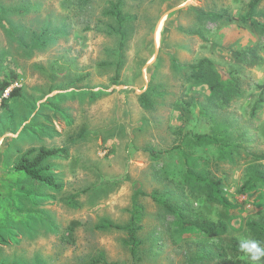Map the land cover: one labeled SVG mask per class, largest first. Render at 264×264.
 I'll return each mask as SVG.
<instances>
[{"label":"rangeland","instance_id":"obj_1","mask_svg":"<svg viewBox=\"0 0 264 264\" xmlns=\"http://www.w3.org/2000/svg\"><path fill=\"white\" fill-rule=\"evenodd\" d=\"M7 80L0 264H250L240 240L264 246V0H0ZM41 148L66 151L43 163L57 188L14 170Z\"/></svg>","mask_w":264,"mask_h":264},{"label":"trees","instance_id":"obj_2","mask_svg":"<svg viewBox=\"0 0 264 264\" xmlns=\"http://www.w3.org/2000/svg\"><path fill=\"white\" fill-rule=\"evenodd\" d=\"M122 21L120 20V23ZM203 80V78L201 79ZM15 80L10 81H0V101L3 107H7L9 101L18 98L21 95L20 88L12 89L8 96L6 97V92L11 89ZM66 151L62 149H46L41 148L39 150H30L27 153L23 154L20 158L18 163L15 165L14 170L17 172H21L27 175L32 181L45 184L52 188H57L58 186L55 184L54 177L46 175L45 172L47 167L43 166L44 161L49 158H54L59 155H64ZM35 155V156H33ZM33 156V157H32ZM264 158L260 157L257 160L261 161ZM249 174L252 178L260 183H264V165L262 164H255L251 165L248 168ZM220 184L219 181H207L205 188L208 191V198L211 202L219 204V205H226L225 199L220 195ZM157 200V199H156ZM167 209L173 210L170 205L167 203H162ZM134 218L132 219L131 224L127 228L128 230V238L129 244L132 246V253H136L137 248L140 246L141 241L138 238V231L141 229V226L137 225V222L140 221V214L139 210L136 209L134 211ZM180 220L186 226H191L197 231L201 232L202 234L210 237V238H217L225 235L228 232V225L225 222H215L211 220H207L204 218L197 217L194 220H187L183 215L179 216ZM114 225L107 222L104 223L100 228L102 229H110L113 228ZM99 263L98 260H94L92 264Z\"/></svg>","mask_w":264,"mask_h":264},{"label":"clouds","instance_id":"obj_3","mask_svg":"<svg viewBox=\"0 0 264 264\" xmlns=\"http://www.w3.org/2000/svg\"><path fill=\"white\" fill-rule=\"evenodd\" d=\"M238 248L250 264H261V261H264V246L259 241L243 238L240 240Z\"/></svg>","mask_w":264,"mask_h":264}]
</instances>
